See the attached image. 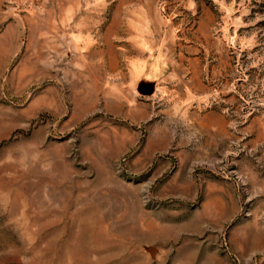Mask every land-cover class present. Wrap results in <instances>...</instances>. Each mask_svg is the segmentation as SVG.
Listing matches in <instances>:
<instances>
[{"label": "rangeland", "instance_id": "1", "mask_svg": "<svg viewBox=\"0 0 264 264\" xmlns=\"http://www.w3.org/2000/svg\"><path fill=\"white\" fill-rule=\"evenodd\" d=\"M0 264H264V0H0Z\"/></svg>", "mask_w": 264, "mask_h": 264}]
</instances>
